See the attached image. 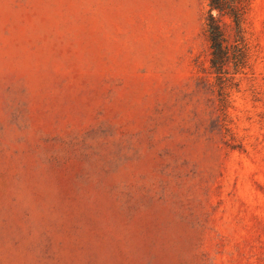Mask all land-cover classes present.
<instances>
[{
    "label": "rangeland",
    "instance_id": "rangeland-1",
    "mask_svg": "<svg viewBox=\"0 0 264 264\" xmlns=\"http://www.w3.org/2000/svg\"><path fill=\"white\" fill-rule=\"evenodd\" d=\"M207 8L0 0V264H264V0L221 79Z\"/></svg>",
    "mask_w": 264,
    "mask_h": 264
},
{
    "label": "trees",
    "instance_id": "trees-1",
    "mask_svg": "<svg viewBox=\"0 0 264 264\" xmlns=\"http://www.w3.org/2000/svg\"><path fill=\"white\" fill-rule=\"evenodd\" d=\"M249 4L250 0H207L205 32L209 66L218 79L227 73L241 71L251 54L244 28ZM224 17L228 21H223Z\"/></svg>",
    "mask_w": 264,
    "mask_h": 264
}]
</instances>
